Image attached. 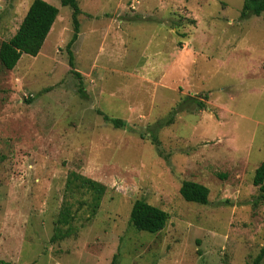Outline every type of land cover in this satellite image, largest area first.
I'll list each match as a JSON object with an SVG mask.
<instances>
[{"label": "rangeland", "instance_id": "1", "mask_svg": "<svg viewBox=\"0 0 264 264\" xmlns=\"http://www.w3.org/2000/svg\"><path fill=\"white\" fill-rule=\"evenodd\" d=\"M32 1L0 0V44ZM43 1L59 14L37 57L0 64V260L253 264L264 249L253 184L264 161V13L241 20L243 0H77L82 98L66 52L72 9ZM70 172L105 186L94 213L90 193L65 191ZM186 181L209 190L207 205L182 199ZM140 199L167 213L159 233L130 225ZM64 207L69 225L58 222Z\"/></svg>", "mask_w": 264, "mask_h": 264}, {"label": "trees", "instance_id": "2", "mask_svg": "<svg viewBox=\"0 0 264 264\" xmlns=\"http://www.w3.org/2000/svg\"><path fill=\"white\" fill-rule=\"evenodd\" d=\"M62 7H70L72 9L71 22L73 34L70 41L66 45V52L69 58L68 64L71 73L79 79L78 94L82 98H87L83 89L80 75L74 70L73 53L71 48L78 40L80 23L78 15L80 9L77 0H60ZM264 13V0H243L240 12V19L246 20L250 17H259ZM59 14V10L48 4L43 0H33L30 4L22 22L20 23L15 34L8 40L0 44V64L5 70L11 71L18 64L22 55H27L32 58L37 57L39 54L52 26L54 25ZM199 109H204V104L196 100L193 101ZM27 103H31L28 100ZM99 115L103 116L104 121L110 122L116 128H120L122 123L120 120H111L103 115L100 111H96ZM172 122V117L169 118L167 123ZM152 145L156 148L159 147V142L155 136H151ZM253 184L259 187L260 200L264 202V161L256 169ZM74 190L86 191L91 195V207L94 213L100 205V202L105 195L106 188L104 185L70 172L67 175L65 183V191L72 193ZM179 194L182 199L189 203L198 205L208 204L209 190L195 182H183ZM73 219L69 208L64 207L60 213L59 224L69 225ZM168 220V215L161 209L149 205L143 199L136 200L131 208L129 215L130 225L138 232H145L148 234H157L162 231ZM58 235H54L52 240H56ZM264 257V249L256 257L253 264H259ZM0 264H10L0 260ZM111 264H117V255L113 256Z\"/></svg>", "mask_w": 264, "mask_h": 264}, {"label": "crops", "instance_id": "3", "mask_svg": "<svg viewBox=\"0 0 264 264\" xmlns=\"http://www.w3.org/2000/svg\"><path fill=\"white\" fill-rule=\"evenodd\" d=\"M9 244H10V243H9ZM9 244H8L7 241H6V242H4V243L2 244V246H4V248L8 249V248L10 247ZM9 250H10V248H9ZM13 256H14V254L11 255V257H13Z\"/></svg>", "mask_w": 264, "mask_h": 264}]
</instances>
